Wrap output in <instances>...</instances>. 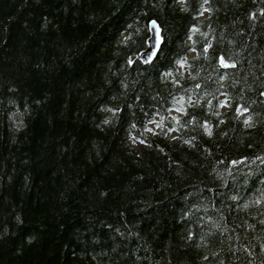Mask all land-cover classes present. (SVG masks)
I'll return each mask as SVG.
<instances>
[{
	"label": "trees",
	"instance_id": "obj_1",
	"mask_svg": "<svg viewBox=\"0 0 264 264\" xmlns=\"http://www.w3.org/2000/svg\"><path fill=\"white\" fill-rule=\"evenodd\" d=\"M0 264H264V0H0Z\"/></svg>",
	"mask_w": 264,
	"mask_h": 264
},
{
	"label": "water",
	"instance_id": "obj_2",
	"mask_svg": "<svg viewBox=\"0 0 264 264\" xmlns=\"http://www.w3.org/2000/svg\"><path fill=\"white\" fill-rule=\"evenodd\" d=\"M150 39L148 42V49L140 55V59L146 63L151 62L156 57L159 47L161 44L160 30L155 21L149 23ZM221 66L227 68L228 66H233V64H227L221 62Z\"/></svg>",
	"mask_w": 264,
	"mask_h": 264
},
{
	"label": "rangeland",
	"instance_id": "obj_3",
	"mask_svg": "<svg viewBox=\"0 0 264 264\" xmlns=\"http://www.w3.org/2000/svg\"><path fill=\"white\" fill-rule=\"evenodd\" d=\"M223 110H226L225 108Z\"/></svg>",
	"mask_w": 264,
	"mask_h": 264
},
{
	"label": "bare ground",
	"instance_id": "obj_4",
	"mask_svg": "<svg viewBox=\"0 0 264 264\" xmlns=\"http://www.w3.org/2000/svg\"><path fill=\"white\" fill-rule=\"evenodd\" d=\"M234 65V63H232Z\"/></svg>",
	"mask_w": 264,
	"mask_h": 264
}]
</instances>
